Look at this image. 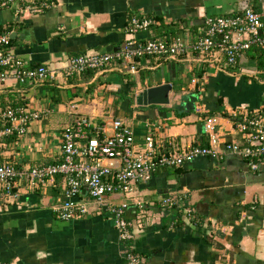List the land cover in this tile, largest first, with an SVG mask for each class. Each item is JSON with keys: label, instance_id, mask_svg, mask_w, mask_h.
I'll return each instance as SVG.
<instances>
[{"label": "crops", "instance_id": "0c3cea01", "mask_svg": "<svg viewBox=\"0 0 264 264\" xmlns=\"http://www.w3.org/2000/svg\"><path fill=\"white\" fill-rule=\"evenodd\" d=\"M3 1L0 28L14 34L9 50L27 66L58 72L45 82L21 84L10 78L0 83L1 108L40 113L22 125L24 134L0 138L1 160L22 168L61 160V136L81 117L105 127L107 134L114 133L113 121L120 118L134 131L138 150L148 135L165 153L211 146L206 130L211 117L220 141L215 156L162 168L130 196L110 197L114 205L128 204L125 216L134 234L128 243L112 214L94 204L85 216L61 219L56 207L63 201L62 177L48 186H22L17 196L0 199V262L131 264L127 254L135 252L141 264H264V166L253 170L226 148L234 140L244 143L235 132L233 113L264 106V66L259 67L257 55L247 52L230 73L217 55L190 51L177 59L137 58L133 69L131 62L117 60L99 71L64 74L73 56L116 51L129 39L163 38L164 25L176 27L177 38L191 43L208 16L236 13L241 0H51L44 13L19 20ZM249 4L260 9L264 0ZM135 15L164 25L131 33L128 25ZM164 84L172 86L169 103L138 102L144 90ZM168 197L172 205L162 203ZM79 199H87L85 188Z\"/></svg>", "mask_w": 264, "mask_h": 264}, {"label": "built area", "instance_id": "2783aa9c", "mask_svg": "<svg viewBox=\"0 0 264 264\" xmlns=\"http://www.w3.org/2000/svg\"><path fill=\"white\" fill-rule=\"evenodd\" d=\"M51 0H4L1 5L10 8L17 20L44 13L51 8ZM153 19L146 16H133L128 25L129 32L136 33L149 28ZM205 27L191 43L177 38L172 43L160 39L145 43L132 39L125 41L116 51L80 53L73 56L64 69L67 77L79 76L88 70L99 71L117 60L133 62L146 56L179 58L190 51L202 57L217 55L223 62V68L236 71L244 54L253 46H264V5L256 10L249 7L243 13L208 16ZM10 33L0 34V83L15 78L21 84L29 81L45 82L54 79L57 70L45 65L29 67L26 62L8 50ZM135 68L132 65V69ZM21 108L0 107V138L5 135H19L26 132L22 125L31 119H39L40 113H23ZM235 132L244 141H231L227 151L238 154L247 165L258 170L264 166V106L252 111L234 112ZM20 121V126L14 123ZM10 122V124H7ZM216 119L206 121L211 146L191 145L169 153L156 148L155 139L145 137L143 150H138L134 131L120 118L113 121V134H107L106 128L93 123L87 117L77 119L61 136L63 161L33 167H18L15 163L0 158V199L17 196L18 190L28 185L39 187L54 184L56 177H62L63 201L56 207L58 216L63 220L85 216L89 205L105 208L113 216L119 236L124 241L134 239L133 223L125 216L127 203L114 205L112 195L130 196L138 184L149 182L161 168H176L192 161L198 156H215L220 136L216 133ZM87 191V199L80 200L82 189ZM123 202H128L127 200ZM133 202L139 206L142 201L135 197ZM165 205H172L171 198L162 200ZM127 258L131 264H141V256L129 252ZM0 264H5L0 262Z\"/></svg>", "mask_w": 264, "mask_h": 264}, {"label": "trees", "instance_id": "16d2710c", "mask_svg": "<svg viewBox=\"0 0 264 264\" xmlns=\"http://www.w3.org/2000/svg\"><path fill=\"white\" fill-rule=\"evenodd\" d=\"M256 10H258V9H256ZM236 13H243V11H238V12H236ZM236 13H232V14H236ZM222 16H225V15H231V14H221ZM217 16H219V15H217ZM212 17H216V16H212ZM154 21H153V23L149 26V27H151L152 25H154V26H157L158 24L159 25H164V23H162V20H161V23H160V19H157V20H155V19H153ZM165 26V25H164ZM163 26V28L165 29V34H163V38H159L160 40H163V41H165V42H167V43H172L174 40H176L177 39V34H176V31L175 30H177V28L176 27H174V26H171V25H167L166 27H164ZM169 30H172V31H169ZM10 32V28H7V30H4V28H0V34H5V33H9ZM165 35H167V36H165ZM158 39V38H157ZM14 41V39H11V41H10V45L8 46V50H9V48H10V46H11V43ZM250 50V51H249ZM247 52H250V53H252V55H257V57H259V61H260V64H259V67L260 68H263V66H264V46H253L251 49H249ZM246 52V53H247ZM245 53V54H246ZM186 54H182V55H180L179 56V58L181 57H183V56H185ZM162 58H167V59H170L169 57H162ZM129 65V67L130 68H132V63H130V64H128ZM134 66V65H133ZM30 67V66H29ZM33 67V66H32ZM135 67V66H134ZM223 70H226L228 73H230L231 72V70H229V69H227V68H222ZM33 82V81H32ZM35 83V82H34ZM63 155H62V159L61 160H59V161H53V162H50L49 164H55V163H61L62 161H63ZM48 165V164H47ZM166 168H169V167H166ZM162 169V168H161ZM158 172H159V170H158ZM157 173V172H156ZM155 173V174H156ZM63 180V179H62ZM62 180H61V188H62ZM127 243H128V241H126Z\"/></svg>", "mask_w": 264, "mask_h": 264}, {"label": "water", "instance_id": "95a60500", "mask_svg": "<svg viewBox=\"0 0 264 264\" xmlns=\"http://www.w3.org/2000/svg\"><path fill=\"white\" fill-rule=\"evenodd\" d=\"M250 0H241L239 2L238 10L244 11L249 8ZM11 38H14V34H11ZM170 84H164L161 86L149 88L144 90L138 97V102L142 104L156 103V104H166L169 103L168 93L171 90Z\"/></svg>", "mask_w": 264, "mask_h": 264}]
</instances>
